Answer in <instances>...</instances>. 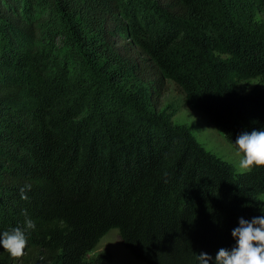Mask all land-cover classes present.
Instances as JSON below:
<instances>
[{
  "label": "trees",
  "instance_id": "1",
  "mask_svg": "<svg viewBox=\"0 0 264 264\" xmlns=\"http://www.w3.org/2000/svg\"><path fill=\"white\" fill-rule=\"evenodd\" d=\"M264 0H0V264H200L264 216V167L237 171L173 124L174 84L235 149L264 130ZM257 78L247 92L239 81ZM27 199L21 198V188ZM30 219L35 227L26 228Z\"/></svg>",
  "mask_w": 264,
  "mask_h": 264
},
{
  "label": "clouds",
  "instance_id": "2",
  "mask_svg": "<svg viewBox=\"0 0 264 264\" xmlns=\"http://www.w3.org/2000/svg\"><path fill=\"white\" fill-rule=\"evenodd\" d=\"M238 153L241 154L239 167L250 170L253 167H264V130L242 132L235 141ZM31 185L21 188V198L27 199L26 190ZM26 228L35 227L30 219L25 221ZM236 240L231 250L219 249L215 256V264H264V216L253 217L250 221L239 219V226L231 233ZM27 240L24 230L15 227L0 235V246L13 257H20L24 253ZM212 257L206 253L198 255L200 264H208Z\"/></svg>",
  "mask_w": 264,
  "mask_h": 264
},
{
  "label": "rangeland",
  "instance_id": "3",
  "mask_svg": "<svg viewBox=\"0 0 264 264\" xmlns=\"http://www.w3.org/2000/svg\"><path fill=\"white\" fill-rule=\"evenodd\" d=\"M261 24L264 25V11L258 14ZM257 78L239 81L237 90L241 93L249 91L256 83ZM182 95L174 84H169V88L162 97V105L168 102L178 101L179 110L173 116V124L185 127L195 138L196 142L205 150L215 154L221 159L231 163L237 171H242L239 167L241 154L225 139L223 134L210 122L205 114L193 109L190 105L181 102ZM100 251H107L112 258L113 264H143L135 259L123 246L117 230L108 231L100 240L97 247L89 253L92 256Z\"/></svg>",
  "mask_w": 264,
  "mask_h": 264
}]
</instances>
